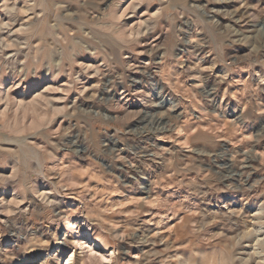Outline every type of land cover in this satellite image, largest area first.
Returning <instances> with one entry per match:
<instances>
[{
  "label": "rangeland",
  "instance_id": "1",
  "mask_svg": "<svg viewBox=\"0 0 264 264\" xmlns=\"http://www.w3.org/2000/svg\"><path fill=\"white\" fill-rule=\"evenodd\" d=\"M7 22L0 264H264V0H0Z\"/></svg>",
  "mask_w": 264,
  "mask_h": 264
},
{
  "label": "bare ground",
  "instance_id": "2",
  "mask_svg": "<svg viewBox=\"0 0 264 264\" xmlns=\"http://www.w3.org/2000/svg\"><path fill=\"white\" fill-rule=\"evenodd\" d=\"M3 15V14H2ZM122 15V14H121ZM8 23V22H7ZM5 24V23H3V24H1L0 26H9V23L8 24ZM42 92H44V93H49V92H52V90H50L48 87H46V89H44ZM36 96H38V94L36 95ZM57 99V98H56ZM63 101V100H62ZM49 197V196H48ZM78 246H79V248L80 249H83L82 248V246H81V244L80 243H76ZM256 244V243H255ZM255 246H257V245H255ZM259 247V246H258ZM84 248H85V250H87V252L88 251H94V252H100L99 254H100V258L101 259H104V260H106V259H108V258H111V255H112V253L111 252H107L105 249H103L102 247H101V245L100 244H94L93 245V247H92V245H91V247L89 248V245L87 246V245H85L84 246ZM86 253V252H85ZM101 253H103L104 255H101ZM97 253H95V255H96ZM69 256V258L67 259V261H66V263L65 264H69V263H71L72 262V259L74 258V255L73 254H69L68 255ZM29 262V261H28ZM24 263V262H23ZM30 263V262H29Z\"/></svg>",
  "mask_w": 264,
  "mask_h": 264
}]
</instances>
